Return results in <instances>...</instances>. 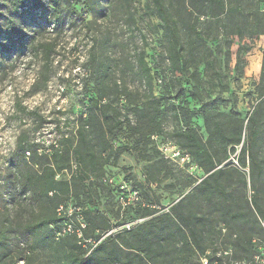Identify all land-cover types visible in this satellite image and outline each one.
<instances>
[{
    "label": "rangeland",
    "instance_id": "rangeland-1",
    "mask_svg": "<svg viewBox=\"0 0 264 264\" xmlns=\"http://www.w3.org/2000/svg\"><path fill=\"white\" fill-rule=\"evenodd\" d=\"M163 1L177 45L151 0H0V264H62L76 238L58 240L56 229L39 228L59 206L58 218L86 213L93 234L179 204L203 248L223 227L264 238V217L251 205L256 199L264 210V104L253 115L264 100V0H228L219 16L204 0ZM101 95L109 118L87 129L91 101ZM187 129L225 170L218 194L197 189L207 174L186 156L173 158L185 150ZM235 131L241 144L230 146ZM253 132L261 171L241 163ZM67 155L71 168L58 173ZM48 187L56 193L49 202L41 194ZM130 190L140 201L124 210L121 197ZM228 211L244 213L248 224L231 222ZM175 226L158 242L139 232L126 239L148 264H177L183 244ZM122 251L124 264L133 251Z\"/></svg>",
    "mask_w": 264,
    "mask_h": 264
},
{
    "label": "trees",
    "instance_id": "trees-1",
    "mask_svg": "<svg viewBox=\"0 0 264 264\" xmlns=\"http://www.w3.org/2000/svg\"><path fill=\"white\" fill-rule=\"evenodd\" d=\"M154 6V9L156 11V14L158 18L166 24L167 28H169L168 34L171 39V41L177 45L178 44V27L173 19V17L170 16L168 9L165 6V3L163 0H151ZM207 2L209 7L215 6L218 11V16L220 13L226 12V3L228 0H204ZM263 58H264V51H263ZM104 67V66H103ZM105 71L107 69H103V72L101 74H105ZM262 71L264 74V64L262 67ZM105 77V75H104ZM262 103L259 104V106L255 109L253 115H256L258 113L259 107L264 104V100L261 101ZM109 106L104 103V96H97L95 99L91 101V106L88 109L87 112V129L88 127L93 128L96 130L98 128L97 123H99L103 119L109 118L108 113ZM183 113H188L192 115H199L200 111H183ZM256 117H250V125L252 127H257L258 124L256 122ZM84 126H82L81 129H78L77 134L79 139L83 142L86 140L85 138V131ZM238 130H240V133L242 131V126H238ZM238 133L236 135V131L234 133V137H231L230 146H239L241 144V134ZM236 135V136H235ZM184 141L182 143V146L185 148V150H180V153L182 156H186L188 158L187 165L190 167H194L198 170H203L207 176L205 178L200 179L198 182H200L197 186V189L199 190H206L209 192V195L218 194L221 190V182L220 179L222 175L224 174L225 170L217 169V163L215 162L214 156L210 152V150L207 147V143H204L202 140V137L199 135L197 131L187 129L185 132L181 134ZM256 136L257 133L253 132L251 136H249L248 141L246 145L242 148L240 157L242 160V165L245 167L246 165V159H248L253 168L261 171V168L258 164V162L255 160L254 156L251 154V151L254 149L256 144ZM80 149L79 154L74 152V156L77 157L78 160H81L83 157L84 152ZM77 151V150H76ZM90 153V152H88ZM59 152H56L55 155L58 156ZM91 154V153H90ZM88 154V155H90ZM58 158V157H55ZM84 158V157H83ZM59 162L61 165H57L56 171L58 173L70 169V163L71 158L69 155L67 157L60 156ZM112 190V193L115 195L119 194V191L116 188L110 187ZM41 194L46 198V200L53 201L56 196V194L53 189L47 188L44 189ZM227 198L223 199L225 204ZM252 207L256 212L257 216L264 217V210L260 207L258 204V201L255 199L252 201ZM60 207V206H59ZM56 209V213H58V209ZM230 208V207H229ZM249 209V208H248ZM77 210V211H76ZM73 214L68 216L67 214H58L59 218L56 216V213L54 212V217H49L43 219V221L40 223L39 228H52L56 229V237L58 240L64 239L69 236H74L77 240V244H74L72 246L71 251L68 253V257L65 259V261L62 264H123L118 258L122 256L123 251L122 249L127 248L130 251L124 253V257L126 260V263L124 264H148V261H146V257L143 256L138 250L139 246L135 244H130L126 238H128L131 235H134L135 233H141L144 235V237H152V239L156 242L160 241L163 238V234L167 230V235L172 236V234L169 233V231L173 228L172 225H176V231L174 237H180L181 242L183 244L182 249L180 250V253L177 258V264H198L197 259L198 256L202 253H204L207 249L218 245L219 243H222L223 246H232L235 251L236 258L238 259H245L250 258L255 253V247L253 244V240L258 239L264 242V238L261 237H254L252 238V235H232L228 231L225 235H223L221 232V235L218 239H216L211 246L203 248L200 244V241H198V234L195 231V229L190 225V223L187 221V219L181 214L180 211V205H176L175 207L169 209L167 213L163 214L162 216L154 219H148L146 217H140L136 219H146L143 223L138 225L136 228H134L130 232H124V233H118L113 236H109L106 239H104L100 244H98L94 250L91 252V254L87 257V252L90 248H92L91 245H88L84 247L85 240L93 239V240H99L100 237L110 231L112 228L118 226L120 223L114 224L110 229L105 230L104 232L97 231L95 234L91 233L90 226L88 225V221L85 217L86 213L78 211L76 209ZM126 210V209H124ZM233 211V210H232ZM228 215L230 216V221L235 223L237 221L243 222V224H248L246 221V215L244 213H236L232 212ZM89 215V213H87ZM175 218L176 223L172 222V225H169L166 229L164 226L161 225L162 222L166 221L167 219ZM79 219H83V221L86 224V229L83 230V239H78L76 234L69 233L66 234L63 237H58V234L62 232L70 223H73L75 226L79 227ZM131 219L130 221L136 220ZM241 220V221H240ZM62 223L64 224L62 226ZM61 226V227H60ZM256 234H260V232H257ZM5 236L4 231L0 232V238H3ZM120 241L122 243H120ZM111 242V243H110ZM110 243V245H108ZM79 246V247H78ZM126 246V247H125ZM81 249L82 254H78L74 252V249ZM103 253L104 256L110 260L109 262L105 263V261L101 260L98 256V254ZM194 254L195 256V262L190 261V257ZM147 256H150L147 253ZM146 262V263H145Z\"/></svg>",
    "mask_w": 264,
    "mask_h": 264
},
{
    "label": "built area",
    "instance_id": "built-area-1",
    "mask_svg": "<svg viewBox=\"0 0 264 264\" xmlns=\"http://www.w3.org/2000/svg\"><path fill=\"white\" fill-rule=\"evenodd\" d=\"M180 152L176 149L173 152V158L180 157ZM188 159V158H187ZM185 160V159H182ZM196 169V168H194ZM112 183V181H109ZM140 201V196L137 190H130L129 195L125 198L121 197V205L123 209L129 208V206L136 204ZM58 212H62L61 209ZM72 213H70L71 215ZM146 219H136L133 221L121 222L118 226L112 228L107 233L103 234L99 240L88 239L84 242V247L88 248V245H91L87 252V257L91 254L94 248L100 244L104 239L109 236H113L118 233L130 232L138 225L143 223ZM79 227L75 226L73 223H70L62 232L58 234V237H63L66 234L74 233L78 239H83V230L86 229V224L83 219H79ZM221 233L225 235L227 229L225 227L220 229ZM255 247V253L250 258L238 259L236 258L234 248L232 246H223L222 243L215 245L207 249L204 253L200 254L197 259L198 264H264V242L258 239L253 240Z\"/></svg>",
    "mask_w": 264,
    "mask_h": 264
}]
</instances>
